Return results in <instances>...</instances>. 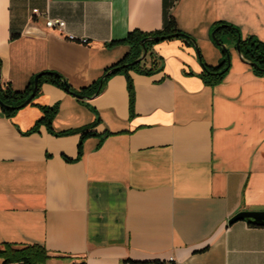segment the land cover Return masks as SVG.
<instances>
[{"label":"crops","instance_id":"crops-1","mask_svg":"<svg viewBox=\"0 0 264 264\" xmlns=\"http://www.w3.org/2000/svg\"><path fill=\"white\" fill-rule=\"evenodd\" d=\"M164 11L209 65L221 57L217 21L264 40V0H0V80L23 90L51 70L79 90L129 49L111 42L161 28ZM223 43L230 66L214 86L198 76L193 44H154L163 69L129 71L132 111L123 73L88 98L44 82L11 118L0 109V243L42 244L45 264H264V226L228 222L264 210V74ZM54 104V131L95 123L100 134L78 160L65 158L77 156L79 133H23Z\"/></svg>","mask_w":264,"mask_h":264},{"label":"trees","instance_id":"trees-1","mask_svg":"<svg viewBox=\"0 0 264 264\" xmlns=\"http://www.w3.org/2000/svg\"><path fill=\"white\" fill-rule=\"evenodd\" d=\"M211 32H213L215 36V38H211V40L221 51V57L217 64L209 65L202 60L200 51H197V55L202 67V70L198 74V76L201 78L205 85L214 86L220 83L225 73L229 69V49L227 48L226 50H223L219 44L223 43V40L225 38L232 39L235 41V43H238L243 59L254 64L251 65V68L255 74H264V40H261L255 35L251 34L242 36L240 33V29L236 25L226 21L215 22L213 24ZM142 39H145V47L147 48V53L144 58L140 59L136 63H132V61L138 58L142 53V47L140 45V41ZM172 39H180L187 44H196V40L190 34L181 30L177 26L174 16L170 12L164 11L163 24L161 28L151 31L133 29L127 32V34L121 40L111 42V44L116 42L125 43L128 45L129 49L120 59L105 67L102 75L88 86L82 87L79 90H75L58 72L51 70H43L38 72L41 73V75L37 80V90L34 97L29 103H31L35 96L39 93L41 84L44 82L51 83L72 95H74V93H78L90 96L93 94H98L102 90V88L104 87V83L110 76L116 73H123L126 78L129 109L130 111H132L133 88L129 71L131 70L145 75H150L161 71L163 69V59L153 51V45L162 41H168ZM108 71L111 72L107 74ZM34 76L35 74L31 77L28 85L23 90L13 89L8 82H2L0 80V109L5 117L11 118L17 110L22 108L18 106L31 93L33 88ZM57 109V104L51 106L41 105V116L35 121L34 125L30 129L23 133L29 134L36 131L40 124H44L50 133L57 136L79 133L80 138L77 146V156L74 159L65 158L67 161L78 160L82 155L83 140L89 136H97L100 134L92 129L95 123H91L81 128L54 131L51 122L52 118L57 112ZM248 223L254 226H263L251 222ZM50 257L51 255L49 254L47 249L39 243H0V259L2 260L1 264H45L47 259H49Z\"/></svg>","mask_w":264,"mask_h":264},{"label":"water","instance_id":"water-1","mask_svg":"<svg viewBox=\"0 0 264 264\" xmlns=\"http://www.w3.org/2000/svg\"><path fill=\"white\" fill-rule=\"evenodd\" d=\"M211 38L214 39L215 36H214V33L211 32ZM221 48L223 50H226L227 47L223 44V43H219ZM140 45L142 47V53L141 55L136 58L135 60L132 61V63H136L138 62L140 59L144 58L146 53H147V48L145 47V39H142L140 41ZM194 47H195V50L196 52L199 50L198 47H197V44H194ZM236 51L238 52V54L240 55V58L245 61L240 53V48H239V45L238 43H236ZM247 62V61H245ZM248 64L250 65H254L252 62H247ZM111 71H108V73H110ZM41 75V73H37L35 74L34 76V80H33V88H32V91L31 93L29 94V96L18 106V107H24L25 105H27L31 100L32 98L34 97L35 95V92L37 90V80L39 78V76ZM95 95V94H93ZM74 96H76L77 98H85V97H89V96H86V95H82V94H78V93H74ZM237 220H245L246 222H251V223H254V224H257V225H263L264 226V210H242V211H239L237 212L236 214H234L229 220L228 222L229 223H232L234 221H237Z\"/></svg>","mask_w":264,"mask_h":264},{"label":"built area","instance_id":"built-area-1","mask_svg":"<svg viewBox=\"0 0 264 264\" xmlns=\"http://www.w3.org/2000/svg\"><path fill=\"white\" fill-rule=\"evenodd\" d=\"M33 12H37V9H34ZM45 26L49 28H57L58 30H62L64 27V21L59 18H50L46 16ZM85 41V39H83ZM157 264H185L183 262L177 261L172 256L158 261Z\"/></svg>","mask_w":264,"mask_h":264}]
</instances>
